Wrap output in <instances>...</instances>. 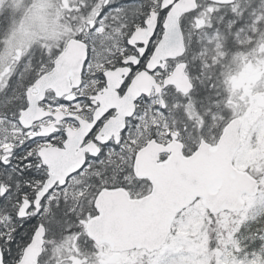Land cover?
Segmentation results:
<instances>
[{
  "label": "snow or ice",
  "instance_id": "6c2138e0",
  "mask_svg": "<svg viewBox=\"0 0 264 264\" xmlns=\"http://www.w3.org/2000/svg\"><path fill=\"white\" fill-rule=\"evenodd\" d=\"M258 61L264 0H0V264H264Z\"/></svg>",
  "mask_w": 264,
  "mask_h": 264
},
{
  "label": "flooded vegetation",
  "instance_id": "af4514ba",
  "mask_svg": "<svg viewBox=\"0 0 264 264\" xmlns=\"http://www.w3.org/2000/svg\"><path fill=\"white\" fill-rule=\"evenodd\" d=\"M251 65V73L249 75L242 74L239 77V82H240V87L244 88L245 90H248L249 85L255 84L258 81H261V77L264 76V61H258L256 64H252L249 62ZM253 67V68H252ZM237 74H232V79L237 78ZM264 83V82H263ZM238 91V89H236Z\"/></svg>",
  "mask_w": 264,
  "mask_h": 264
},
{
  "label": "rangeland",
  "instance_id": "374dc122",
  "mask_svg": "<svg viewBox=\"0 0 264 264\" xmlns=\"http://www.w3.org/2000/svg\"><path fill=\"white\" fill-rule=\"evenodd\" d=\"M253 68V67H252ZM251 65L250 63L248 62L247 64H242V65H236L235 66V70L233 71L232 74H237L240 72L239 75H237V78L235 79H232V75L230 77V83H231V88L232 90L235 92L237 91L236 89H241V85H240V80H239V77L244 73L246 75H249L251 73ZM263 83V82H261Z\"/></svg>",
  "mask_w": 264,
  "mask_h": 264
},
{
  "label": "water",
  "instance_id": "95a60500",
  "mask_svg": "<svg viewBox=\"0 0 264 264\" xmlns=\"http://www.w3.org/2000/svg\"><path fill=\"white\" fill-rule=\"evenodd\" d=\"M146 166L151 167V161H150V159H146Z\"/></svg>",
  "mask_w": 264,
  "mask_h": 264
}]
</instances>
